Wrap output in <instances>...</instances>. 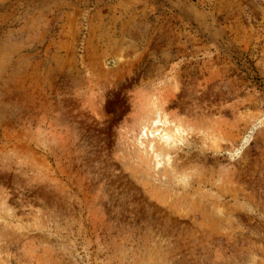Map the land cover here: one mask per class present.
Here are the masks:
<instances>
[{
	"label": "rangeland",
	"instance_id": "1",
	"mask_svg": "<svg viewBox=\"0 0 264 264\" xmlns=\"http://www.w3.org/2000/svg\"><path fill=\"white\" fill-rule=\"evenodd\" d=\"M0 264H264V0H0Z\"/></svg>",
	"mask_w": 264,
	"mask_h": 264
},
{
	"label": "bare ground",
	"instance_id": "2",
	"mask_svg": "<svg viewBox=\"0 0 264 264\" xmlns=\"http://www.w3.org/2000/svg\"><path fill=\"white\" fill-rule=\"evenodd\" d=\"M162 139L165 140L166 143H168L169 141L173 140V139H172V136H169V135L166 136V134H164V135L162 136Z\"/></svg>",
	"mask_w": 264,
	"mask_h": 264
}]
</instances>
